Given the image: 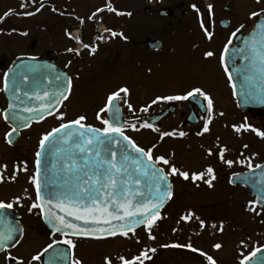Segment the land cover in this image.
<instances>
[{"label": "flooded vegetation", "instance_id": "obj_1", "mask_svg": "<svg viewBox=\"0 0 264 264\" xmlns=\"http://www.w3.org/2000/svg\"><path fill=\"white\" fill-rule=\"evenodd\" d=\"M0 1L11 2V0ZM144 1L147 2V0ZM102 2L106 5L115 0H102ZM155 3L156 0L150 1L140 9L141 12L139 8L121 7L116 10L125 13L124 15L110 12L104 6L100 7L103 9L101 11L103 14L99 12L94 16L92 12L86 15L65 12L55 16L53 21H49L46 16H41L40 10L33 13L26 8L24 13L33 14L18 15V18L27 19V24L22 29H15L13 24L8 22L12 17L9 15L13 13V6L7 5L1 10L3 4L0 5V18H2L0 19V165L7 166L6 169L0 168V174L4 176L5 182H9L12 180L14 169L27 170L32 165V173L28 176V189L31 190L29 194L34 195V199L27 205L17 201L13 195H0V201H4L5 204L11 203V209L20 214L18 221L22 229L21 237L15 241L14 245L10 249L0 251V264H18V262L48 264L50 260L43 254L48 245L67 246L70 251V264L73 259L84 264L85 257L88 259L86 264H94L93 262L97 260L105 264L106 256L111 264H120L119 256H124L126 260L138 264L133 257L139 256L141 251H145L150 257V259L141 257L143 264H209L206 256L201 255V252L212 256L216 264H240L245 256L249 259L256 249L264 247V243L255 245L252 238L253 233H257L255 231L257 226L252 219L253 212L256 211L259 214L264 213V210L255 205L253 197L244 185L229 183L231 175L244 173L264 164V137L258 136L252 130L264 132V113L256 115L243 113L236 107L229 69L224 61L225 45L228 47L234 43L236 36L244 35L251 30L254 22L264 15V3L262 7L252 2L247 3L241 12L245 15L244 19L236 24L233 23L237 14L234 0H210L208 3L204 0H177L170 6H162L171 9L163 16L159 14L161 7L153 8ZM208 5L212 6L210 11ZM6 12L9 14L4 16ZM252 12L258 15L251 16ZM106 14L108 18L110 14L121 18L120 26H111L110 22L114 19L113 17L105 19ZM36 16H38V22L33 20ZM158 21L166 27L164 33L158 30ZM32 23L40 28L41 34L34 30ZM201 24L204 25L203 28ZM167 27L170 28L167 29ZM105 29H111L118 34L122 33V36H113ZM205 30L212 33L211 39L206 37ZM31 32L39 36L46 33L53 34L55 48L42 49L40 53H31L27 50L15 52L14 33L23 37ZM73 33L89 47H82L80 41L73 39ZM156 40H160L162 45L151 47L150 43ZM31 45L34 48L35 42H30L29 48ZM185 47L187 49H184ZM70 48L77 51L70 52L68 51ZM93 48L95 51L92 50ZM168 49L173 51L174 66L178 68L175 73H171L172 76L171 74L168 76V80L158 81L153 75L155 60L158 53ZM206 51L213 52V56L205 57ZM18 56H38L52 61L67 73L71 86L67 97L53 115L38 122H30L27 128L6 138V133H10L13 128L4 118L8 101L3 89V79ZM221 56H223V62H221ZM125 65L136 66V72L131 75L132 83H125L120 75V70ZM225 67L228 69L227 72ZM225 85L228 87L226 93L223 91ZM123 87L128 88L129 92L121 93L117 104L122 112L121 121L128 122L127 125H123L124 132L131 137V133L139 134L143 136L144 141L155 136L154 141L149 142V140L146 143L141 141L142 138L140 140L132 138L145 150L151 147L154 157L164 155L176 167L178 163L174 161V158L161 153L165 150V147L161 149L166 140L164 138H170L174 142L185 141V150H182L189 152L192 148L187 135L180 136L179 133H192L197 138L202 137L216 129L212 124L215 117L223 116L224 112L232 109L238 122L232 125L230 130L237 135L238 139L200 142L195 148L196 151H193L198 159V163L194 164L195 168L186 169L181 164L182 169H179L188 172L189 178L168 175L173 186L172 195L167 204L157 213L159 218L151 229L154 240L148 239L144 225L135 229L134 235L129 232L127 237L116 235L103 239L60 236L48 231L41 222L39 212L38 216L30 217L29 209L36 197L32 178L40 140L60 124L46 132L42 131L41 126L60 112L65 102L74 93H79L80 97H87L91 105L94 104L83 115L86 119L82 123L103 128L101 119H108V114L101 113V119H97V113L105 106L107 96ZM193 88H200L213 100L214 111L211 113L207 132L202 131L205 120L209 118L207 100L203 96L194 93L193 96L180 100L156 99L164 96H186L187 92ZM154 100L156 103H153ZM223 101L226 102L223 103ZM128 104L132 105L131 110ZM91 108H94L93 114ZM144 123L151 124L152 128L159 131L141 127ZM131 124H135L137 130L128 126ZM233 126H241V131L236 132ZM163 132L174 134L161 138L160 133ZM37 135L39 140L36 145H33L30 137ZM8 139L12 142L9 143ZM222 149L224 150L223 159H221ZM229 160L232 161L231 165L225 163ZM158 165L166 174L170 171L168 166ZM209 167L213 169L211 174L207 173ZM192 173H203V175L193 180ZM175 177L185 182L186 187L183 192H177ZM205 181H210L211 187ZM216 184L218 188H213ZM177 198V202L180 201L179 204L172 205L171 202ZM24 207L25 211L22 209ZM229 208L235 213L239 225L222 223V215ZM32 209L38 210V208ZM189 213L191 218L182 219ZM201 221H203V227H201ZM26 239L32 243V247L29 251L18 252L17 248ZM65 240H72L74 246L65 244ZM83 240H90L92 245L87 246ZM217 243L221 245V248L212 247ZM174 244H191L199 251L193 252L187 247H162V245ZM149 249H156V251L151 252ZM9 254L10 258L6 259L5 257ZM60 255V253L57 254L52 261L57 262ZM33 256H38L39 259L33 260Z\"/></svg>", "mask_w": 264, "mask_h": 264}, {"label": "snow or ice", "instance_id": "obj_2", "mask_svg": "<svg viewBox=\"0 0 264 264\" xmlns=\"http://www.w3.org/2000/svg\"><path fill=\"white\" fill-rule=\"evenodd\" d=\"M43 5H41L42 7ZM21 7H24V4H21ZM106 9L110 12H116L117 15H124L125 13L117 12L116 9L110 4H106ZM195 8V5H193ZM211 5H208L209 11L211 10ZM103 9L97 8L96 12L99 13ZM11 11V10H10ZM39 11V9H37ZM9 13L6 12L4 16H7ZM24 15H32L31 12L22 13ZM95 13L93 14V16ZM130 15V13L128 14ZM256 12H252L251 16H257ZM2 19V18H0ZM92 19V17H89ZM83 24V20H81ZM203 28L204 25L201 24ZM243 27V26H241ZM111 33V35H121L122 33L112 32L111 29H105ZM235 33H233L234 35ZM205 35L211 39L212 33L205 30ZM101 38V37H97ZM80 41L81 46L88 48L89 45L83 43L79 36L73 37ZM95 51V49H92ZM225 50H227V45H225ZM70 52L77 51L76 49H68ZM258 59L264 62V49L255 53ZM205 57H212L213 52L206 51L204 53ZM221 62H223V56H221ZM264 70V68H262ZM225 71L228 69L225 67ZM7 73L5 77H7ZM231 79V77H229ZM59 79V77H57ZM69 87L71 86V81L69 80ZM5 87H7V79L5 80ZM129 92L128 88L123 87L119 88L117 91L112 92L107 96L105 106L100 108L99 113H97V119H101V113H110V118L101 119L103 128L97 129L92 125L82 123L85 121L86 117L80 115L74 120H70L67 123H60L58 128H53L51 132L45 134L40 140V147L44 148L45 144L53 136V133H59L62 129H71L64 133L63 142L65 144L71 142L75 145L76 148L80 150V153H92L89 155H81L77 157L75 153H68L65 156V159L69 161V166H67L64 171L71 173L72 182L67 183L66 187L63 190H57L55 188L49 189L48 182L41 183V155L42 153L38 151L36 153V173L34 175L33 183L36 188V201L33 202L30 209L32 208H41L42 213L45 215V219L52 224L53 228L56 230L62 231L63 229H71L73 235L77 236H93L95 238H103L105 236H116L121 235L127 237L129 232H132L133 235L134 229L143 224L147 233L148 239L154 240L155 237L152 235L151 229L156 225V221L159 218L157 215V209L163 204V199L161 197L167 196L171 197V186H167V190L164 192H159L161 182L166 183L167 175H179L184 179L189 178V173L180 171L175 164H173L168 158L164 155L153 156L152 148L145 150L143 147L137 146V144L124 133V126L127 125V121H121L120 119V109L119 107L113 108V102L117 101L120 98L121 93L127 94ZM198 94L203 96L207 100V111L209 112V118L204 122V128L202 131L207 132L209 130V123L211 122V113L214 111L213 100L200 88H193L191 91L187 92L186 96H164L157 97L156 99L164 100H180L186 99L193 96V94ZM47 95V93H45ZM39 99V97H37ZM66 98V97H64ZM56 103L59 104L60 97H56ZM125 103L127 101L125 100ZM153 103H156L154 100ZM53 105L51 102L48 104H42L41 108L44 112L51 114L49 111ZM11 107V105H10ZM129 110L132 109V105L128 104ZM28 111H33L28 109ZM64 114L60 113L58 118L63 120ZM7 119V117H5ZM42 118V117H41ZM78 126L72 128V126ZM132 127L133 130H137L135 124L128 125ZM141 127H147L153 131H159V129L152 128L151 124L144 123ZM236 132L241 131V126H233ZM16 129L12 131L15 132ZM245 130H247L245 128ZM256 132L258 136L264 137V132H260L256 129H252ZM174 133L163 132L160 133L161 138L164 136H171ZM11 133H6V138L10 137ZM180 136L186 135L184 132L179 133ZM199 135V133H198ZM127 141V145H123L120 141ZM8 142L12 141L8 139ZM117 145L118 150H113L112 145ZM130 146L135 153L137 154L135 159L129 157L126 154L127 147ZM155 147V145H153ZM223 149L221 150V159H223ZM146 158V160H145ZM79 160V162H78ZM225 163L231 165L232 161H225ZM157 164H163L169 167L170 171L166 174L164 169L157 167ZM130 166L136 169V171L143 174L144 177H151L155 181L156 188L158 190V196L155 202L150 200L143 199V193L139 190L132 191V197L139 196L141 201L137 203H132V197H129L127 188L128 184H137L141 183L139 176H136V172H130ZM6 165H0V168L6 169ZM259 167V165L257 166ZM17 169H14L11 179L16 178ZM213 169L211 167L207 168V173L211 174ZM203 173L197 174L192 173L191 178L193 180L198 179L202 176ZM135 176V179H128L126 177ZM4 180V176L0 174V181ZM211 187L210 181H205ZM47 190V194L51 197L56 198L55 207L60 210L63 215H55L49 205L52 204V199H45V196L42 195V191ZM102 195L107 196V200H102ZM19 197H16V200L19 201ZM111 203L113 205V211H109L107 204ZM12 204H5L4 201H0V209L11 208ZM66 217H74L77 221H84L85 227H81L79 224L72 223ZM191 218V213L188 216L182 217V219ZM116 221V223H113ZM91 223L94 227H87ZM201 227H203V221L200 222ZM12 239V230H8L6 235H0V247L4 245L5 241ZM65 244L73 245L72 240H65ZM187 247L193 252L199 251L196 248H193L191 244L187 245H162V247ZM49 248L52 245H48ZM213 248L219 249L221 245L219 243L212 245ZM151 252H155L156 249H149ZM255 251H259L256 249ZM201 255H205L209 264H216L215 259L212 256H208L205 253L201 252ZM255 255V252L252 253ZM150 259L147 256L145 251H141L139 256L133 257V260L138 262V264H143V260ZM6 259L10 258L9 256L5 257ZM33 260L39 259L38 256H33ZM105 264H111L110 259L106 256ZM120 264H133V261L126 260L124 256L118 257ZM248 260V256H245L240 264H245V261ZM22 264V262H18ZM72 264H81V261L73 259Z\"/></svg>", "mask_w": 264, "mask_h": 264}, {"label": "water", "instance_id": "obj_3", "mask_svg": "<svg viewBox=\"0 0 264 264\" xmlns=\"http://www.w3.org/2000/svg\"><path fill=\"white\" fill-rule=\"evenodd\" d=\"M167 11H170V9H160V16L165 15ZM234 41L235 45L227 48L225 52V62L229 67V77H231L230 80L237 107L244 113L250 112L256 114L258 112H264V70H262L264 68V62L258 59L255 54L264 49V16H261L255 22L252 30L248 34L237 36ZM161 45L162 43L159 40L150 43L151 47H160ZM6 73L8 75L4 77L3 84L4 93L8 101V109L4 113V117H7L5 119L11 124L13 129H16L15 132L11 131V136L16 134L20 129L26 128L31 121L38 122L55 113L69 92L68 75L52 62L39 57H17ZM6 79L7 87H5ZM56 97H60L59 104L56 103ZM49 102L53 105L49 110L51 114L44 112L41 108L42 104H48ZM117 106V101H114L113 108ZM28 109H32L33 111H28ZM108 118H110V113H108ZM120 119H122L121 110ZM76 127L78 126H72V128ZM70 130L62 129L59 133H53V136L46 142L45 147L41 148L39 146L37 150V152L40 151L42 153L41 183L48 182L49 189L55 188L57 190H63L67 183L72 182L71 173L63 170L69 166V161L65 159L66 154L75 153L77 157L81 155H92V153H80V150L71 142L67 144L63 142L64 133ZM120 143L127 145V141L121 140ZM112 148L114 151L118 150L115 144L112 145ZM126 154L132 159H135L137 156L130 146L127 147ZM36 167L35 163V173ZM157 167L159 166L157 165ZM132 171H135L136 176L140 177L141 183L139 185L134 183L127 185L129 197H132L133 190H139L143 193L144 200L155 202L158 196L155 181L151 177H144L142 173L130 166V172ZM126 178L135 179L136 177L130 176ZM229 182L233 185H245L249 189L250 195L254 197L256 204L264 208V164L259 165V167L251 171L231 175ZM168 185L171 186L170 190L172 192V185L167 176L166 183L161 182L159 192L166 191ZM42 195L45 196V199H52V204L49 207L55 215H63L55 207L56 198L49 196L47 190H43ZM161 198L163 199V204L157 209V213L169 200L167 196ZM101 199L107 200L108 198L102 195ZM137 201H141L139 196L132 197L133 204L137 203ZM107 207L109 211H113V205L111 203L107 204ZM39 210L45 228L51 232L71 237L100 239L93 236L73 235L72 230L67 228L62 231L56 230L45 219L41 208ZM17 217H19V214L11 208L0 209V235H6L8 230H12V239L5 241L4 245L0 247V251L4 248H11L17 237L21 234L20 225L16 220ZM66 218L74 224H79L81 227L86 226L84 221H77L74 217ZM113 223H116V221H113ZM142 225H138L135 229ZM87 227L91 228L94 226L89 223ZM59 253L61 255L57 262H53L52 259ZM43 254L50 260L48 264H70V251L67 246L53 245L51 248H47ZM245 264H264V248L256 251L255 255H252Z\"/></svg>", "mask_w": 264, "mask_h": 264}, {"label": "rangeland", "instance_id": "obj_4", "mask_svg": "<svg viewBox=\"0 0 264 264\" xmlns=\"http://www.w3.org/2000/svg\"><path fill=\"white\" fill-rule=\"evenodd\" d=\"M41 1H44L45 3H40ZM152 0H115V2H112L111 5L117 10L121 7L124 9H142L144 5L149 3ZM177 0H156L155 5L153 8L157 9L162 7L163 5H171L173 2H176ZM254 3L255 5H258L260 7L263 6L264 0H234V4L237 9V14L233 19V23L236 24L237 22L244 19V16L241 12L242 9H244L245 5L247 3ZM12 3V4H10ZM3 7L1 10L5 9L7 5L13 6L12 15H9L10 20L8 21L9 24H13V27L16 29H22L27 24V19L25 17L18 18L19 14L24 13L25 9L32 10L33 13L37 12V9H39L42 13L41 16H46L49 21H53L54 17L58 15V13H65V12H72L74 14H80V15H86L87 13H97L96 9L100 8L102 6H106L103 4L102 0H11V2L7 1H0V5ZM21 4H24V7H21ZM41 5H43L41 7ZM138 6V7H137ZM187 7V5L185 6ZM106 8V7H105ZM18 11H21L22 13H16ZM141 12V10H140ZM103 14V12H101ZM247 15V14H246ZM110 18L107 17V14L104 16L105 19H112L113 17L111 14L109 15ZM38 16L34 17L33 20L35 22H38ZM9 19V18H8ZM114 21L110 22L111 26H120L121 18L113 17ZM36 30V32H39V27H37L34 23L31 24ZM170 27H167L169 29ZM158 30L164 31L166 30V27L162 26V22L158 21ZM42 32L40 31L39 34ZM17 33H14V50L15 52H21V51H29L31 53H40L42 49L46 48H55V36L53 34H44V35H37L36 33H29V35L19 37L17 36ZM41 37H43L41 39ZM34 41L35 46L34 48H29L28 44L30 42ZM184 49H187L185 47ZM173 51L171 49H168L166 51H162L157 54L155 64L153 67V75L158 81H166L168 80V76L172 73H175V70L178 68L177 66H174L173 61ZM136 72V66L132 67L130 65H125L120 70V75L122 77V80H124L125 83H132L131 75ZM171 74V76H172ZM223 91L226 93L228 92V87L223 88ZM79 93H74L68 100L65 102L62 110L58 112L55 116L51 117L46 121L45 124H43L42 131L46 132L50 128L60 124L61 122H65L71 119H74L80 115H85L86 111L89 107H92L94 104L91 105L87 97H80L78 95ZM226 102V101H225ZM223 101V103H225ZM224 106V105H223ZM91 112L93 114L94 108H91ZM60 113L64 114L63 120L58 118V115ZM213 120V126L216 128L215 130H212L211 132H208L204 134V136L197 138L196 135L192 133H185L188 137V141L191 143V149L189 152H185V141H179L174 142L172 139L164 138V143L161 146V149L165 147V150H163V154L170 158H174V161H177V167L178 169H182L180 166L181 164L186 167V169H192L195 168L194 164L198 163L197 155L193 153V151H196L195 148L199 146V143L201 142H207V141H213V140H229V139H238L237 135L233 132H231L230 127L232 125H235L238 120L237 117L234 115L232 109L224 112L223 116H220L218 118H214ZM132 137L134 139L141 140L143 143L152 142L156 139L155 136H152L148 138L147 141H144L143 136L141 137L139 134L131 133ZM142 135V134H141ZM39 140V135L37 136H31L30 141L33 145H36ZM181 142V143H180ZM138 146L139 143L135 142ZM188 145V144H187ZM261 146V145H259ZM184 149V150H182ZM187 149V148H186ZM32 165L28 167L27 170L19 169L16 171L15 175L16 178L9 182L0 181V195H6L13 197H19V201L22 204L27 205L32 199H34V195L29 194L31 190H29V182H28V176L30 173H32ZM182 171V170H181ZM175 185L177 192H183L185 189V182L182 181L180 178L175 177ZM218 188V185L216 184L213 188ZM1 197V196H0ZM180 196H178L179 198ZM178 198L176 200H173L171 202L172 205H177L179 202H177ZM25 211V207L22 208ZM30 217L37 215L38 216V210L37 209H31L30 210ZM253 223L257 226L255 231L257 233H253V241L255 245H261L264 243V232H262L264 228V213H259L254 211L253 212ZM222 223L225 225H239L237 223L236 215L235 213L229 208V210L222 215ZM84 243L87 246L92 245V242L90 240H83ZM94 245V244H93ZM96 246V245H95ZM32 247V243L29 240H23L21 242V245L17 248L18 252H24L29 251ZM88 262V259L84 260V264ZM94 264H101L100 260L94 261Z\"/></svg>", "mask_w": 264, "mask_h": 264}]
</instances>
